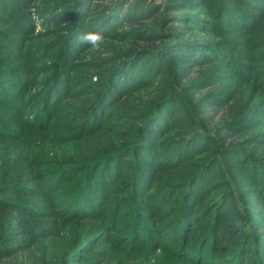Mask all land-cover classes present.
Returning <instances> with one entry per match:
<instances>
[{
  "label": "rangeland",
  "instance_id": "rangeland-1",
  "mask_svg": "<svg viewBox=\"0 0 264 264\" xmlns=\"http://www.w3.org/2000/svg\"><path fill=\"white\" fill-rule=\"evenodd\" d=\"M43 1L44 3H42ZM73 1L30 0L33 6L30 7L32 9L27 23L35 25L30 31L31 40L28 42L30 45L35 44L33 38L41 36L45 37V42H50L47 39L48 34H50L49 39H53L56 34L47 26L56 21L60 27L64 26L62 27L63 38L66 35L73 37L76 33L79 36L85 31L102 32L106 28L110 29L109 25H113L103 34L105 40L100 52L90 51L88 45L74 43L78 41L76 39L70 43L67 42L72 60L71 70L68 69L67 73L75 76L79 86L72 89V95L64 106L67 113L77 117L78 122L75 123L79 125V131L72 135L68 134L62 130L63 127L60 129V125L62 126L60 124L56 129L50 131L47 137H45L46 135H33L17 141L13 145L0 141V165L2 166L0 169L4 168L3 170L8 172L9 176L22 174V181L34 182L40 173H53L56 168L64 164L91 162L105 153L122 148L138 134L135 127L142 119L140 121L136 119V114L148 113L155 101L160 99L162 91L167 90V93H172L169 96L171 98L160 108L161 112H159L157 121V123L160 121V126L163 128L162 139L169 141L181 137L189 130L186 126H189L193 121H198L208 133L219 134L221 143L213 145L209 149H202L198 153H189L191 155H189L188 166L183 168H180L182 166L177 162V165L172 168L162 169L165 163L168 166L172 161L170 157L174 149L167 150L168 148L165 147V150H161L157 158L161 165L164 164L161 166L162 172L156 177L152 187L150 183L147 184L146 188L151 187L146 194L149 196L139 198L136 202L138 212L142 214L140 220L149 226L167 227L166 225L173 219L170 209L177 205V197L179 198L183 192L182 189H174L172 183L183 180L188 171L187 167L192 169L216 157L215 159L218 161L222 160L220 161L222 163L219 162L215 168L217 176L210 179V174H212L210 173L204 180V186L209 187L208 190L201 195L203 191L201 188V193L196 196L197 198H191V201L194 202V210L192 209L194 213L190 221H192V225H195V228L187 230L191 236L182 242L183 249H187L188 252L201 248L204 256L213 258L215 264H257V258L264 264V254L259 255V252L264 251V175L258 174L264 170V124L244 130L239 134L225 132L228 131L225 130V126L234 123L243 114L257 115L258 112L264 110V94H259L261 92L256 85L245 81L249 74L239 79L238 74L230 72V69L224 71V67L216 62V55L219 53L216 50L217 45L223 42L230 43L222 54L226 59L232 53H228V50H242L244 59L253 55L255 51H248L247 44L253 45L256 42L264 41V29L249 38L240 36L234 30L229 32L225 30L224 33L215 32L217 33L216 37L214 35L199 36L197 32V34H191L190 37L196 38L195 41L203 37L210 43L206 47L211 48H201L199 55L203 56V49H214V52L211 59H199L198 62H194L196 65H190L188 64L190 62L177 52V45L164 44L171 43L170 37L166 34L174 33L171 31L172 29L177 32L185 24L176 22L160 26L163 21L160 15L183 13L184 10H179L184 8L181 3L191 1L186 7H190V13L201 17L202 26L207 25V28L210 23L217 20L215 13L218 2L225 0H205L203 4L202 0H79L78 8H76L77 3L69 6ZM228 1L236 5L232 0L225 2ZM112 5H115L113 16L111 15L104 21L99 19V15L102 16ZM54 6L56 8L64 6L65 8L49 14L35 12L37 9ZM55 13L56 16L53 15ZM90 16L93 20L89 22ZM4 17L3 14H0L1 19ZM71 18H76L77 26L73 30L74 32L68 34V19ZM97 19L99 21H96ZM115 24L117 28L114 27ZM217 29L216 26L213 28L214 31ZM156 34L157 36H155ZM38 46L40 45L36 43L35 48H39ZM44 47L46 48H41L39 56L35 58L40 60L45 57L44 60L26 62L25 59L18 58L21 56L20 54L11 56L8 61L9 68H24L26 70L36 68L39 73L44 71V74L41 73L42 75L32 73L34 81L27 84V88H30L28 97H33L41 88L42 83L48 80L55 70V61L52 60L55 57L52 54L49 55L47 46ZM60 47L65 48L66 44L59 42L58 47L54 50L55 53L60 52L58 49ZM133 52H136V58L130 65H127L128 70L131 67L138 70L139 65L147 62L154 63L152 55L158 52H160L159 63L162 69L155 72L154 82L153 79L149 80L148 83H151L149 88L134 91L128 96L116 93V98L113 97L115 99L112 98L103 105V111L98 120L102 116L103 118L97 123L96 132L88 133L86 127H81L88 121L87 110L92 101L94 102L95 95L101 91L102 79H106L107 71L115 65L119 56H128ZM4 57L6 58V55H0L1 59ZM263 81L264 78L261 79L260 84H263ZM216 95H221L220 99L223 104L215 105L213 103L212 97ZM124 114H127L125 119H123ZM259 119L264 121V116L262 115ZM184 120L185 123L187 121L186 124L182 123ZM101 121L102 128L99 129ZM97 126H99L98 129ZM230 147L237 149L245 156L238 159L239 156L235 157L236 150L234 152L226 151V148ZM228 153L232 154L226 157ZM28 156L33 157L29 164L23 161ZM127 157L131 159V155ZM249 163H253L251 165L256 168L255 178L252 177L253 174L249 173L250 171H247ZM122 165L124 169L126 164L122 163ZM112 167L110 166V169ZM83 173L84 171L81 174ZM74 174L75 172L69 175ZM125 180L127 181L128 178ZM113 182V185L111 181L108 184L109 190H112L109 194L110 199L112 201L122 198L123 200L129 199L131 189L127 187L123 189L125 181L113 177ZM94 183L96 184V181ZM159 192L162 193L159 194ZM43 193L34 196L36 199L43 198L45 199L43 201L46 202ZM60 193L58 192V195ZM221 194H227L219 207L222 214L215 216L217 209L205 213L207 206ZM51 195L54 197L56 193L53 192ZM165 195L166 197L163 198ZM58 197L53 199L60 206L61 201ZM153 201L159 203L163 212H167L161 221L152 217V213L147 211L146 205H144ZM237 201L242 204V211L238 210L237 206L240 204H237ZM38 205V210L46 212L45 209H47V213L41 218L25 217L17 207L0 216V241L4 237H11L12 241L5 244L4 247L7 250L17 249L11 255H3L0 264H54L66 254L68 250L66 248L69 245L72 247L75 241L89 238L100 228L101 224L98 222L82 224L64 222L63 217L60 218L55 214L56 211L63 210L62 206L52 209L42 203ZM127 209L126 205H121V211H127ZM4 228H8L11 234L4 236ZM169 231L167 230V232ZM205 238L210 240L205 244H200ZM247 239H253L254 244L252 245H255V248L251 249V243ZM90 247L92 250L89 249L90 252L85 254L87 262L77 261L74 264H117L119 262L123 264H175L172 258L164 256L166 254L154 255L152 248L148 251L142 250L139 255L126 256L112 249L107 251L108 248L104 249L105 247L101 250L96 246ZM103 253L104 255H102ZM7 254H9L8 251ZM207 258L196 261L183 257L181 261L185 262L183 264H207Z\"/></svg>",
  "mask_w": 264,
  "mask_h": 264
},
{
  "label": "trees",
  "instance_id": "trees-1",
  "mask_svg": "<svg viewBox=\"0 0 264 264\" xmlns=\"http://www.w3.org/2000/svg\"><path fill=\"white\" fill-rule=\"evenodd\" d=\"M78 1L79 0H74L69 6L76 4ZM204 1L205 0H202V4ZM225 1L218 2L215 13L217 20L216 22L210 23V28L209 26L206 28L207 25L202 26L201 17L192 12L190 13V7L186 6L191 1L181 3L184 8L182 7L183 9L179 10H184L183 13H166L160 15V17L163 18L160 26L176 22L185 24L177 32L175 29H172L171 31L174 33L169 32L166 34L170 37L171 43L166 42L164 44H170L169 46L177 45V52H179L185 60L190 62L188 64L193 65L194 62H198L199 59H211L214 49H203V56L199 55V53H201V48H211L206 47L209 46L210 43L203 37L195 41L194 39L196 38L190 37L191 34L194 35L198 33L199 36L214 35V37H216L217 33L215 32L221 31L224 33L225 30L227 32L234 30L237 31L240 36L249 38L264 29V0H232L236 5L229 1V3ZM42 3H44V1ZM31 4L32 2L30 3V0H0V14H3L5 16L4 18H6H0V55H6V58H0V141H5L9 145H13L17 141L29 138L33 135L39 134L46 135L45 137H47L49 132L56 129L60 124H62V126L60 125V129L63 127L62 130L68 134L72 135L79 131V125L75 123L78 122L77 117L67 113L64 106L67 99L72 95V89L79 86L75 76L71 73H67L68 69L71 70L70 65L72 61L67 42L70 43L75 39L77 41L78 35L76 33V36L73 35L72 37L71 35H66V37L63 38L62 27L64 26L62 25L60 27L56 21L50 26H47L56 34L53 39H49L50 34H48L47 39L50 42H45V37L39 35L41 37L33 38L35 44L30 45L28 43L31 40L30 31L35 27V25L32 26L27 23L32 9L30 7L33 6ZM63 7H46L37 9L35 12L38 14H49L50 12L64 9L65 7ZM76 8H78V3L76 4ZM114 8L115 5H112V7L107 10L108 12L106 11L102 16L99 15L98 18L103 19V21L110 18L111 15L113 16L115 13ZM53 15L56 16V13ZM91 17L92 16H90L89 22L93 20ZM99 19L96 21H99ZM76 26V18L68 19V34L74 32L73 30ZM110 26L112 28L113 25H109L108 27ZM215 26L218 29L214 31L213 28H215ZM114 27L117 28L116 24ZM107 29L109 28H106L101 33L105 34ZM155 36H157V34ZM42 38L44 39L41 40ZM157 39L159 38L157 37ZM59 42L61 44H66V47H60L61 49L58 48L60 52L55 53L54 50L58 47ZM36 43L40 45L38 46L39 48H35ZM74 43H78V41ZM229 44V42H227V44L223 42L217 45L218 47L216 50L219 52L216 55L217 64L222 65L224 71L230 69V72L233 71V73L238 74L239 79L249 74L245 81L256 85L259 92H261L259 94H264V81L263 84H260L261 79L264 78V41L260 43L256 42L253 45L247 44V47H249L248 51L254 50L255 53L246 57V59L243 58L244 53H242V50H228V53H232L230 57L226 59L222 54H224L223 51L228 48ZM44 46H47L49 55L52 54V56L55 57L52 58V60L55 61V70L52 76L42 83L39 91L36 92L33 97H28L30 88H27V84L32 83V80L34 81L32 73L35 72V74H38L39 70L36 68L29 70L24 68H9L8 61L11 56L20 54L21 56L18 58L25 59L26 62L44 60L45 57L40 60L35 59L39 56L41 48H46ZM159 54L160 52L152 55L154 63L147 62L139 65L138 70H134L132 67L129 70L127 69V65H130L132 60L136 58V52L128 56H119L115 65L107 71L106 79H102L101 91L95 95L94 102L92 101L90 104L87 110L88 121L83 124L81 128L86 127L88 133L96 132L95 127L99 120L103 118L102 116L98 120L103 111V105L114 96L116 98V93L119 92L121 95L128 96L134 91L149 88L151 86L149 85L151 83H148L149 80L153 79L154 82V78H156L154 76V74H156L155 72L158 69H162L159 63ZM147 56H149V53L146 57ZM41 73L44 74V71H40L39 74ZM115 85L118 86L115 87ZM167 92V90L162 91L163 94L160 96V99L155 101L148 113L141 114L140 112L136 114V119L139 121L142 119L135 127L136 130H138V134L140 131V134H137L136 138H134L135 140L133 139L131 142H128L122 148L120 147L115 151L105 153V155L103 154L91 162H78L74 165L64 164L56 168L53 173H40L34 182L22 181V174L9 176L7 174L8 172L3 170L4 168L2 170L0 169V216H3V213L13 211L17 207L25 217L41 218L47 213V209H45L46 212L40 209L38 210V204L42 203L52 209L62 206L63 210H58L55 214L60 218L63 217L62 220L66 223L82 224L84 222H98L101 224L94 235L87 239H81L78 242L75 241L72 247L69 245L66 248L68 249L66 254L54 264H74L77 261L82 263L87 262L85 254L92 250V247L89 248V246H96L99 250L105 247L104 249L108 248L106 249L107 251L112 249L126 256L139 255L142 250L148 251L152 248L154 255L160 256L166 254L164 256L172 258L175 264L182 263L181 259H183V257L196 261H202L203 258H207L206 255L204 256L201 248L187 252V249H183L182 242L185 238L191 236L187 230L195 228V225H192V221H190L194 213V211H192V209L194 210V202L191 201V198L193 197L196 199V196L201 193V188L203 190L201 195L208 190L209 187L206 188V186H204V180H206L210 173H212L210 174V179L217 176L215 168L219 162L222 161L221 159L218 161V159L214 157L205 161L203 165L199 164V166L192 169L187 167L188 171L183 180L172 183L174 189H182L183 192L179 198L177 197V205L170 209V215H173V219L166 225L167 227L149 226L147 223L141 221L140 219L142 217L140 216L142 214L138 212L139 209L136 205L137 199L149 196H146V194L150 191L156 177L162 172V169L172 168L177 164L182 166H179L180 168L186 165L188 166V161L190 160L189 155L195 152L198 153L205 148L209 149L213 147V145L221 143L219 134L208 133L201 127L198 121H193L189 126H186L189 130L183 133L181 137L169 141L162 139L161 131L163 128L160 126V121L158 123L157 121L160 115L159 112H161L160 108L171 98L169 96L172 93ZM220 96L216 95L212 97L215 105L223 104L221 103ZM127 114H124L125 117H123V119L127 118ZM262 115L264 116V110L258 112L257 115L245 113L242 117L236 119L234 123L226 125L225 130L228 131L225 132L239 134L244 130H250L251 128L253 129V127L255 128V126L257 127L264 124V121L259 119ZM182 123L186 124L187 121L185 123L184 120ZM99 126H97V129L98 127L99 129L102 128V121ZM199 139L200 141H198ZM197 142L199 143L197 144ZM165 147L168 148L167 150L170 148L174 149L170 157L172 161L168 166L166 165L167 163H165V165L162 164L164 165L162 166L157 158L161 150L166 149ZM227 150L229 152H234L236 150V154H234L235 157L239 156L238 159L245 156V154L237 149L230 147L226 148V151ZM230 154L232 153L226 154V157L231 156ZM129 155H131V159H128L127 156ZM32 159L33 157L28 156L24 158L23 161L29 164ZM248 160L250 161L249 158ZM122 163L126 164L124 169ZM251 164L253 163H249L247 171H250L249 173L253 174L252 177L255 178L254 174L256 173V168ZM110 166H113L114 169L113 167L110 169ZM0 167L2 166L0 165ZM83 171L84 173L81 174ZM74 172L76 175H69ZM258 174L264 175V170ZM113 177L123 182L125 181L123 189L126 187L131 189L129 199H116L113 200L114 202L110 199L109 194L112 190H109L108 184L110 181L112 185L114 184ZM51 178H53L52 181H49ZM126 178H128L127 181L125 180ZM95 181L96 184L94 183ZM148 183L151 184V187L148 186V188H146ZM202 184L203 187H201ZM174 189L171 190L174 191ZM41 192H44L43 194H45L44 197L46 198V202L43 201L45 199H36L34 196ZM53 192L56 193L54 197L51 195ZM58 192H61L60 195H58ZM161 193L162 192H159V194ZM227 194L218 195L207 206L205 213H210L211 210L217 209L218 211H216L215 216H220L222 213L221 210L219 211V207H221V203L224 202ZM151 195L155 196L154 194ZM55 197L60 198V206L55 203ZM165 197L166 195L163 196V198ZM122 204L127 206V211H121ZM237 204H240L242 207L237 206L238 210L242 211V204L239 201H237ZM144 205H146L147 211L149 210V212L152 213V217L154 216L159 221L163 220V217L167 214V212L162 211V208L156 201L149 202V204L145 203ZM108 206L110 207L108 208ZM119 213L120 215L118 216ZM167 230L170 231L167 232ZM9 232L8 228H4V236L10 235L11 233ZM171 235L175 238H171ZM173 239H175L176 243ZM209 240V238H205L200 244H205ZM247 240L251 243V249L255 248V245H252L254 244L253 239ZM11 241V237H4L3 240L0 241V259L3 258V255H11L13 251L17 250H7L4 247L5 244ZM7 251L9 254H7ZM263 254L264 251L261 253L259 252V255L262 256ZM102 255H104V253ZM256 260L257 264H262L259 258ZM188 263L190 262L188 261ZM117 264L123 263L119 262ZM207 264H215L214 259L209 256L207 258Z\"/></svg>",
  "mask_w": 264,
  "mask_h": 264
},
{
  "label": "clouds",
  "instance_id": "clouds-1",
  "mask_svg": "<svg viewBox=\"0 0 264 264\" xmlns=\"http://www.w3.org/2000/svg\"><path fill=\"white\" fill-rule=\"evenodd\" d=\"M77 40L80 44L88 45L90 51L100 52L102 50L105 37L98 31H85L77 37Z\"/></svg>",
  "mask_w": 264,
  "mask_h": 264
}]
</instances>
